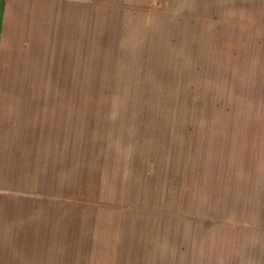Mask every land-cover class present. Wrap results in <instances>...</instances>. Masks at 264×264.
<instances>
[{
  "label": "rangeland",
  "instance_id": "rangeland-1",
  "mask_svg": "<svg viewBox=\"0 0 264 264\" xmlns=\"http://www.w3.org/2000/svg\"><path fill=\"white\" fill-rule=\"evenodd\" d=\"M264 0H0V264H262Z\"/></svg>",
  "mask_w": 264,
  "mask_h": 264
},
{
  "label": "crops",
  "instance_id": "crops-1",
  "mask_svg": "<svg viewBox=\"0 0 264 264\" xmlns=\"http://www.w3.org/2000/svg\"><path fill=\"white\" fill-rule=\"evenodd\" d=\"M262 178H263V180H262V184H261V193L263 194L262 198H263V202H264V174H263ZM262 218H263L262 221L264 223V204L262 206ZM261 258H262L261 262H262V264H264V250L262 252Z\"/></svg>",
  "mask_w": 264,
  "mask_h": 264
}]
</instances>
